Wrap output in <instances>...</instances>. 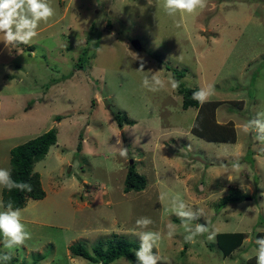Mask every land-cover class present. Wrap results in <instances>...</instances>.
<instances>
[{"label": "rangeland", "instance_id": "1", "mask_svg": "<svg viewBox=\"0 0 264 264\" xmlns=\"http://www.w3.org/2000/svg\"><path fill=\"white\" fill-rule=\"evenodd\" d=\"M49 3L55 15L39 24L30 44L9 51L0 42V168L10 169L14 146L52 128L57 132L55 144L32 166L45 195L28 198L21 208L31 239L9 250L0 237V255L11 256L3 264H99L74 256L69 246L81 243L93 253L96 245L106 248L117 238L140 244L136 233L141 231L161 234L159 254L170 264H249L253 258L256 263L255 240L264 238L256 235L264 234V163L258 164L256 175L247 158V172H240L242 181L236 184L225 178L231 157L206 162L204 153L230 154L236 147L209 143L208 149L192 134L198 108H182V96L171 88L173 76L166 66L184 71L185 87L214 85L207 103L222 102L217 120L229 118L227 124L237 126L240 147L252 149L253 140L254 149L264 153L253 139L255 133L241 130L264 112V0H207L202 11L183 17L167 15L163 0ZM132 40L139 42V49ZM83 53L87 62L81 68L78 58ZM141 64L143 72L138 71ZM154 74L164 82L156 92L142 86L143 78ZM113 113L123 117L122 128ZM121 147L127 149L126 158L119 155ZM132 164L145 185L141 191L125 192ZM216 177L244 192V221L229 210L223 213L226 222L210 225L214 217L220 219L219 210L227 209H216L221 198ZM175 196L203 212L188 227L199 223L209 228L191 243L185 242L188 233L171 211ZM141 217L153 223L137 228ZM170 224L176 229L171 239ZM218 226L226 232L247 231L242 245L225 258L215 241ZM110 264L130 263L120 257Z\"/></svg>", "mask_w": 264, "mask_h": 264}, {"label": "clouds", "instance_id": "2", "mask_svg": "<svg viewBox=\"0 0 264 264\" xmlns=\"http://www.w3.org/2000/svg\"><path fill=\"white\" fill-rule=\"evenodd\" d=\"M207 6V0H163V10L169 16L180 14L183 17L185 14L193 15L202 11ZM55 15V10L49 3V0H0V42H3L5 48L11 51L15 46L20 44H30L38 35L37 28L41 22L47 23L51 17ZM179 27V24H177ZM138 71L143 72L144 66L141 64ZM169 83L173 90L178 89L180 81L170 78ZM142 86L149 91L156 92L164 87V82L157 75H152L150 78L145 76L142 80ZM214 85L202 87L192 94V99L196 100L201 106L206 103L209 98L214 95ZM243 133L254 132L253 139L261 146V151H264V112H258L256 117L248 120L241 126ZM117 139V144H120ZM121 157H127V149L121 147L119 150ZM235 161L231 165L232 170L239 171L241 164L239 157L241 153L233 154ZM227 168V166L223 165ZM232 181L231 176L227 178ZM241 188L246 191V186L241 183ZM0 187L6 188L8 191L18 189L20 191H32V186L26 182L14 181L11 177V172L8 169L0 168ZM248 190V186H247ZM171 211L180 218L182 225L185 227L187 235L184 236L185 242L191 243L196 236L204 235L209 232L206 225L196 224L195 228L188 227L192 220L198 219L203 215L202 210L193 211L179 196L172 198ZM0 237H2L3 245L6 249L24 246L25 242L31 239V233L22 223V210L13 208L12 201L9 200L6 207L3 201H0ZM153 221L148 217H141L136 220V227L141 229L148 228ZM208 223V222H207ZM175 226L169 225L167 237L171 239L175 235ZM140 241V247L135 250L134 256L136 264H170L168 258L159 254V242L162 239L159 232L141 231L136 233ZM214 233L208 236V239H214ZM258 246L255 249L256 264H264V238L255 240ZM153 248L157 252L153 253ZM11 259L9 254L0 255V264Z\"/></svg>", "mask_w": 264, "mask_h": 264}, {"label": "trees", "instance_id": "3", "mask_svg": "<svg viewBox=\"0 0 264 264\" xmlns=\"http://www.w3.org/2000/svg\"><path fill=\"white\" fill-rule=\"evenodd\" d=\"M33 50V47H29ZM85 61V62H84ZM87 62V55L83 53L78 58V63L81 68ZM172 73L175 80L180 81L178 93L182 96V108L187 109L188 107L198 108L197 115L195 117L194 125L192 126V133L198 137L204 138L205 140L212 141H235L234 127L229 124L217 125L214 123L215 113L214 110L219 104L204 103L202 106L193 100L192 94L198 91V88L185 87L181 82V78L184 76V71L166 66ZM206 105V106H204ZM210 105H212L211 108ZM115 123L119 128H122L124 123L123 117L119 114L113 113L112 115ZM60 120V119H58ZM127 124H132L130 121ZM56 129L52 128L48 131L38 135L37 137L28 140L27 142L14 146L10 149V172L11 177L17 182H26L32 186V191H20L18 189H12L8 191L6 188H2V201L6 207L9 200L12 201L13 208H23L27 199H41L45 193L41 187L40 175L33 171L32 166L34 162L42 160L49 147L56 142ZM80 140L77 144V148L81 150L82 136H79ZM124 191H141L145 185V179L140 175L135 166L129 165L124 180ZM244 196L238 189H230L227 196L222 198L218 203L217 210L221 209L228 203L238 202L243 200ZM257 237H262L264 234L258 232ZM245 234L242 232H223L216 234V245L221 251L222 257L229 256L236 248L241 246ZM140 247V244L133 241H128L123 238H117L113 243H109L106 248H102L100 245L93 247L92 252L81 243L73 244L69 246L71 254L74 256L82 257L90 262L99 264H110L120 257L126 258L130 264H136L134 252ZM249 264H256L255 259H251Z\"/></svg>", "mask_w": 264, "mask_h": 264}, {"label": "crops", "instance_id": "4", "mask_svg": "<svg viewBox=\"0 0 264 264\" xmlns=\"http://www.w3.org/2000/svg\"><path fill=\"white\" fill-rule=\"evenodd\" d=\"M221 103L222 102H220L218 105H217V107L215 108V117H214V120H215V122L214 123H216L217 125H225V124H227L228 122H229V118H223V119H220V121L219 120H217V108H218V106H220L221 105ZM0 107H1V104H0ZM233 127H234V130H235V141L234 142H226V141H212V140H205L204 138H201V137H198V136H196V135H194L193 133V135L194 136H196V137H198L199 139H201V140H204V142L205 143H207V145H206V147L209 149V143H212V144H214V143H216V144H223V145H230V144H232V145H234L235 147H236V149L233 151V152H230V154H228V153H226V154H224V153H221V152H216V153H204L205 154V157H206V162H208L209 164L210 163H213V162H216V163H218L219 162V160H223V161H226V159L227 158H229L230 159V157L232 158V164H233V162L235 161V157H234V153H237V152H239V153H241V155H240V157H239V163L241 164V169L237 172V171H234V170H232V168H231V165H229V168L226 170V172H225V178H228L229 176H231V178L234 180V181H232V182H234V183H236V184H239L240 183V181H242V179H241V175H239L240 174V172H242V171H244V173H246L247 172V170L245 169L246 168V166H245V163L243 162V161H246V159L248 158L249 160H250V162H251V166L253 165V170L255 171V173H256V175L257 174H259V172H260V169H259V166H258V164H263L264 163V153H262V154H260L259 153V149L258 148H255L254 149V147H256L255 146V143H254V141L252 140V143L250 142V145H252L251 147H252V149L250 148V150L248 149H243L242 147H240L239 146V144H237L238 143V136H237V132H236V129H237V126L234 124V125H232ZM236 144V145H235ZM209 145V146H208ZM206 148V149H207ZM211 155H214L216 158H207V157H209V156H211ZM218 156V157H217ZM242 159V160H241ZM212 160H214L213 162H212ZM243 162V163H242ZM249 162V163H250ZM251 169V168H250ZM249 172H252V171H250V170H248ZM233 172L235 173V174H233ZM218 178L219 177H216L215 179V181H218V182H221V183H219V185L218 186H221V187H219V189H218V191L220 192L221 191V193H223V195H225V196H227V194H225V192L229 189H232V188H235V189H238L239 191H240V193L241 194H244V192H242L241 190H240V188L238 187V186H236L235 184H229V181H225L226 183H222V181H220V180H223V178H219V180H218ZM228 180V179H227ZM209 181H210V179H209ZM224 187V188H223ZM222 188H223V190H222ZM221 189V190H220ZM200 190V189H199ZM202 191V190H201ZM223 191V192H222ZM216 193V192H215ZM219 194L220 196H221V198H220V200L222 199V198H224L225 196H223L222 194ZM204 194V193H203ZM195 200V199H194ZM220 200H219V202H220ZM197 201H203V200H200V199H197L196 198V202ZM243 200H240V201H238V202H231V203H228V204H226L227 206V209L226 210H219L218 212H217V214H220V215H218V217H220V219L219 218H215L214 217V221H212L211 223H210V225H212V226H214L215 224H220V222H226V219H227V217H226V215H224L223 213H224V211H229V210H232V211H234V212H236L237 214H236V216H242L243 217V221H244V214H243V210H242V212H241V208H242V206H241V204L243 203L242 202ZM246 204V203H245ZM231 205V206H230ZM225 207V208H226ZM233 212V213H234ZM204 224H206L205 223V221H204ZM224 229L223 228H221V226H218L215 230H214V233L215 234H217V233H223V232H226V231H223ZM235 232H238V231H235ZM242 233H244L245 234V237H246V233H247V231H244V232H242ZM245 239V238H244ZM244 239H243V241H244ZM215 240H216V235H215ZM243 243V242H242ZM242 245V244H241ZM240 247V246H239ZM238 247V248H239ZM237 249V248H236ZM235 249V250H236ZM192 250H194V248H191V245H190V251L189 252H191ZM234 250V251H235ZM232 254V253H231ZM200 261V262H199ZM198 262L199 263H197V264H206L207 262H205V261H202V260H199ZM208 264V263H207Z\"/></svg>", "mask_w": 264, "mask_h": 264}, {"label": "water", "instance_id": "5", "mask_svg": "<svg viewBox=\"0 0 264 264\" xmlns=\"http://www.w3.org/2000/svg\"><path fill=\"white\" fill-rule=\"evenodd\" d=\"M132 45L135 49H139L140 48V45H139V42L137 40H132ZM132 161H130L131 163Z\"/></svg>", "mask_w": 264, "mask_h": 264}]
</instances>
